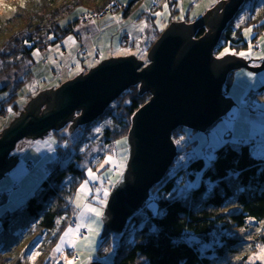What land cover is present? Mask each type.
Masks as SVG:
<instances>
[{
	"label": "trees",
	"instance_id": "1",
	"mask_svg": "<svg viewBox=\"0 0 264 264\" xmlns=\"http://www.w3.org/2000/svg\"><path fill=\"white\" fill-rule=\"evenodd\" d=\"M135 1L123 8L124 15ZM113 2L117 1L14 0L13 15L0 20V93L5 94L0 107L9 108L19 96L21 86L31 78L32 52L73 34L72 23L60 24L63 16L82 7L95 17L108 9H118ZM246 6L247 20L234 26L236 15L227 23L215 53L228 44L247 47L249 40L243 37L245 26L253 27L252 42L264 31V0H243L237 13ZM151 21L147 22V31H153L147 33L149 44L145 52L162 32ZM205 34V28L199 27L194 37ZM25 40L29 43L25 44ZM231 75L225 79L224 93L230 87ZM150 93L141 92L136 83L122 92L98 119L78 125L73 131L66 124L49 132L58 144L53 149L55 157L48 164L49 173L23 204L0 216V264H65L54 259L53 245L67 223L75 220L72 202L86 178L83 162L88 157L91 126L99 119L108 120L102 127L99 146L114 143L128 134L132 115L148 101ZM244 98L264 101V82L248 90ZM0 113L4 114L2 108ZM188 131L178 127L172 132L176 157L184 155L185 162L171 170L176 159L173 161L120 234L110 233L102 238L97 255L103 258L112 249L108 264H250V255L264 245V156L255 155L251 147L255 140L226 141L212 150L210 162L206 163V157L191 154L194 141L187 137ZM104 155L100 151L97 158ZM88 163L93 162L87 160L85 164ZM181 178H191L195 183L180 193L177 187ZM5 196L1 193L0 201ZM152 201L156 202L155 211L149 205ZM30 248L38 253L34 260L28 257Z\"/></svg>",
	"mask_w": 264,
	"mask_h": 264
},
{
	"label": "water",
	"instance_id": "2",
	"mask_svg": "<svg viewBox=\"0 0 264 264\" xmlns=\"http://www.w3.org/2000/svg\"><path fill=\"white\" fill-rule=\"evenodd\" d=\"M242 2L220 0L197 21L177 19L170 23L147 51L149 64L144 68L136 56L111 57L80 71L59 87L44 89L0 134V174L13 164L8 156L20 139L44 136L74 115L75 126L88 124L102 116L122 92L140 83L139 90H149L152 96L132 115L127 168L113 186L104 211L102 238L120 234L170 168L177 153L173 130L183 126L206 131L233 104L223 91L227 75L241 68L252 73L264 70V59L253 66L233 54L219 58L213 54ZM220 7L223 10L218 12ZM202 24L207 27L206 34L195 38Z\"/></svg>",
	"mask_w": 264,
	"mask_h": 264
},
{
	"label": "rangeland",
	"instance_id": "3",
	"mask_svg": "<svg viewBox=\"0 0 264 264\" xmlns=\"http://www.w3.org/2000/svg\"><path fill=\"white\" fill-rule=\"evenodd\" d=\"M13 1L14 0H0V20L9 18L13 15ZM56 1L57 3H61L62 0ZM116 1L119 8L115 11L108 9L102 14L94 15L95 17H93L91 14L87 13L85 9L84 11H78V9H83L82 7H76L72 10V12L67 13L61 18L60 24H73V34L71 33L65 36L60 43L51 44L44 49H35L32 52V76L21 86L20 94L15 101L9 104V109H11V111L8 109L9 112L3 111L4 114L0 113V133H2L12 122H14V120L25 112V107L44 89L59 87L64 82L75 77V75L80 71L98 64L104 59L132 55L142 61V64L140 65L141 68L146 67L149 64V61H147V51H149L153 46L152 45L145 52V49L149 44L147 33L148 31L152 33L153 29L147 31L148 27H143L141 25V21L147 25V22L153 20L156 25V29L158 31H163L170 23L177 21V19L186 23L197 21L198 18L200 19V17L205 15L220 0H136L128 14L125 15L123 14V8H125L132 0ZM165 5L167 7H165ZM247 8L248 6H246L240 14L236 13L231 19L233 20L237 15L234 19V26H241L247 20ZM222 10L223 7H220L218 12H221ZM156 13H160L161 15L157 16L155 15ZM109 17H117L118 19H111ZM91 21H95V23H92ZM199 27H203L205 30L207 29L205 24H202ZM248 27L252 26L248 25L243 28V37L249 40L251 47L253 42H258L261 46L260 52H253L249 45L245 48H234L228 44L219 52L215 53V48L218 46L217 44L216 47L213 48L214 56L218 58L222 57L219 54L223 52L225 48H228L230 50L229 54L244 58L250 65H260L264 59V41L261 40V37H264V33L259 34L256 40L252 42L251 38L253 36V31L251 36H246L244 33V29ZM125 32L131 35V38L128 41H125ZM157 33L158 32L156 31L155 34ZM90 35L92 36L91 38H89ZM69 36L73 37L74 42L67 40ZM57 45H59L58 51ZM81 46L83 47L81 48ZM96 49L103 55V58L100 60L95 59L94 51ZM37 50L38 55H33V53ZM241 52H250V55L241 56L239 55ZM230 73H232V80L228 92H226L225 95L233 100V104L230 106L228 111H226L225 114H223V116L206 131H198L184 127L189 130L187 137L194 141V145L191 147V154L194 157H206V163L210 162L213 155L211 154L213 152L212 150H215L222 143L229 140H234L235 142L236 140H241L239 131L233 126L235 125V117L238 116L242 110L250 111L256 118L260 117L261 114L264 113L263 100L256 99V107L253 110L243 107L241 104L242 100L245 99L244 95L248 90L255 89L264 82V70L258 73H252L247 69L241 68L235 71L232 70ZM248 73H252L253 75L249 76ZM138 84L140 88V83ZM4 97L5 94L0 93V100ZM20 107H22V112L19 114ZM77 113H80V111L75 112V114ZM76 116L77 115H74L72 120H69L63 126L55 129L63 128L66 124H69V128L73 131V129L78 126L74 125V118ZM107 124L108 120L104 118L99 119L91 126V133L89 135L90 141L87 143L89 146L88 149H86L88 157L83 162L85 165L83 167L86 168L85 180H88L87 171L89 168L92 169L93 173L97 177H102V179L89 181L87 188L92 190L91 193L89 194L85 191L81 194L79 200L76 201V203H79L82 206L85 204H91L93 207L100 210L102 215L97 217L94 213L86 211L83 207L78 209L76 207V203L72 202L75 208L73 217L76 222L73 224L67 223L65 228L59 234L55 245H53V256L55 258L53 256L52 258H54L57 262L63 261L67 264V260L74 261V256L78 257L79 261L77 264H87L93 261H101L108 264L111 260L113 254L112 250L109 251L108 249L107 251L109 252L105 255L106 257L102 255L103 258H101L97 255V249L102 240L104 211L107 199L113 189V182L115 185L119 180H121V177L126 171L125 168H127L131 147L129 144L128 134L117 138L114 143L104 145V148L100 147V141H98V139L102 132V127ZM96 128H100L101 131L96 132ZM49 132L41 137H24L20 139L16 143L15 147L10 151L8 158L13 159V164L0 174V194L4 193L6 195L4 199L0 201V216L5 211L12 210L18 207V205L20 206L23 204L33 193H35V190L40 182L49 173L48 164L55 157L53 149L58 145L54 135ZM226 133L230 134L229 138H225ZM256 136L259 137L251 143V147L253 148L256 156L263 157L264 143H261V141H264V135L257 134ZM244 140L250 141L248 139ZM117 141H120V143H117ZM84 147L85 145L83 148ZM100 151H103L105 155L98 159L97 153ZM210 154L211 157L209 156ZM106 156L111 157V161L101 168V164L104 163ZM177 156L178 157L175 155L176 158H174V160L176 159V161L173 167L170 166L172 167L171 170H174L176 167L180 166L182 162H185L186 158L184 155L180 154ZM87 160H91L93 163L85 164L87 163ZM97 160H100V162L95 168L93 167V164H96ZM26 163H31V166L28 167ZM98 169L99 171H97ZM195 176V179L198 180V174ZM14 183H18L19 185L16 189H13ZM194 183L195 181L191 180V178H181V181H178L177 191L180 193L185 192ZM96 188H101L102 190L97 193L95 191ZM104 191L108 192L107 197L104 196ZM92 196H97L98 200H93L91 198ZM100 200L105 202L101 204L99 203ZM149 205L155 211L156 202L152 201ZM81 213H83V215H81ZM77 223L84 225L91 224L97 231L89 232L88 227L85 226L81 227L79 231L76 232L75 228ZM69 227H71L74 231L68 237H65V242L61 244V251L55 252L54 249L56 245L61 243V236ZM84 230H86V232H83ZM80 231H82L83 234H80ZM88 236H91L94 243L85 239ZM72 242L75 243L76 247H69V244ZM261 249H264V245L259 247L256 252L250 255V257L254 254H260ZM33 252H36V250H31L30 248L27 253L28 257H32ZM34 258L30 260H34ZM65 258H67V260ZM257 261L264 264V261L260 259H256L254 261L248 259L250 264Z\"/></svg>",
	"mask_w": 264,
	"mask_h": 264
},
{
	"label": "snow or ice",
	"instance_id": "4",
	"mask_svg": "<svg viewBox=\"0 0 264 264\" xmlns=\"http://www.w3.org/2000/svg\"><path fill=\"white\" fill-rule=\"evenodd\" d=\"M165 7H167V6L165 5ZM78 11H84V9H78ZM155 15L159 16L161 14L156 13ZM109 18L118 19L117 17H109ZM181 18H183V17H181ZM91 22L95 23V21H91ZM141 25L143 27L147 26L146 24H144L143 21H141ZM141 30H142V28H141ZM252 31H253L252 27H248V28L244 29V33L246 36H251ZM49 39H51V37H49ZM67 40L74 42V39L71 36H69L67 38ZM261 40L264 41V37H261ZM24 43L27 44V43H29V41L25 40ZM249 47L251 48V44H249ZM58 50H59V45H57V51ZM229 51L230 50L228 48H225L224 51L221 52L219 55L224 56L226 54H229ZM33 55H38V50L36 52H34ZM239 55H241V56L250 55V52H248V53L241 52V53H239ZM248 75L252 76L253 74L248 73ZM9 111H11V109H9ZM233 127H235L239 131L241 142H243L244 139L252 140L256 137L257 134L264 135V113H262L260 117L256 118L252 115V113L250 111L242 110L241 113L235 117V125ZM95 131L100 132L101 129L96 128ZM117 143H120V141H117ZM261 143H264V141H261ZM110 161H111V157L106 156L104 159V163L101 164V168H103L104 165L109 163ZM97 171H99V169ZM87 175H88V180H85L84 182H82L80 184L79 188L76 190V197H75V200L73 201L74 203H76V201L79 200L81 194L84 193L85 191H87L89 194L91 193L92 190L87 188L89 181L95 180V179H102V177H97L93 173L91 168L88 169ZM112 186H114V182H113ZM101 190H102L101 188H96L95 191L97 193H99ZM107 195H108V192L104 191V196L107 197ZM91 198L93 200H98L97 196H92ZM104 202L105 201H103V200L99 201V203H101V204H103ZM76 207L78 209L83 207L86 211L94 213L97 217L102 215L101 211L98 210L97 208L93 207L91 204H85L82 206L81 204L76 203ZM81 215H83V213H81ZM85 226L88 227L89 232L97 231L96 229H94L92 227L91 224L84 225V224H80V223H77L75 231L78 232L81 227H85ZM73 231L74 230L71 227H69L68 229L65 230L64 234L61 236V243L57 244L55 249H54L55 252L61 251V244H63L65 242V237H68ZM85 239H88L90 242L94 243V241H92L91 236H88ZM36 247H38V245H36ZM69 247H76V245L74 242H72L69 244ZM37 254L38 253L33 252L32 257H29V258L32 259ZM65 259L67 260V258H65ZM249 259L253 260V261L256 259H260V260L264 261V249H261L260 254H254ZM67 264H74V261L67 260Z\"/></svg>",
	"mask_w": 264,
	"mask_h": 264
},
{
	"label": "built area",
	"instance_id": "5",
	"mask_svg": "<svg viewBox=\"0 0 264 264\" xmlns=\"http://www.w3.org/2000/svg\"><path fill=\"white\" fill-rule=\"evenodd\" d=\"M116 4V2H113L112 3V5L114 6ZM262 33H264V31L262 32ZM92 36L90 35L89 36V38H91ZM124 38H125V41H128L130 38H131V35L129 34V33H126L125 32V34H124ZM83 46H81V48H82ZM260 45H259V43L258 42H253V45H252V47H251V49H252V51L253 52H260ZM94 56H95V59L96 60H100V59H102L103 58V55H102V53L99 51V50H95L94 51ZM242 106L243 107H247V108H249V109H254L255 107H256V101L255 100H250V99H246V100H242ZM0 108H2L3 109V111H8V106H3V107H0ZM9 112V111H8ZM1 134V133H0ZM230 137V134L229 133H226L225 134V138H229ZM258 137L259 136H256L253 140H255V139H258ZM55 152V151H54ZM26 165L28 166V167H30L31 166V163H26ZM18 185V183H14V188L16 187ZM76 221L74 220V221H72V224L73 223H75ZM2 225H1V222H0V227H1ZM83 232H86V230H84ZM80 234H83L82 233V231H80ZM112 250V249H111ZM74 261H75V264H77L78 263V257L77 256H74Z\"/></svg>",
	"mask_w": 264,
	"mask_h": 264
},
{
	"label": "bare ground",
	"instance_id": "6",
	"mask_svg": "<svg viewBox=\"0 0 264 264\" xmlns=\"http://www.w3.org/2000/svg\"><path fill=\"white\" fill-rule=\"evenodd\" d=\"M228 76V75H227ZM19 185H17L16 187H15V189L18 187ZM13 189H14V185H13Z\"/></svg>",
	"mask_w": 264,
	"mask_h": 264
}]
</instances>
